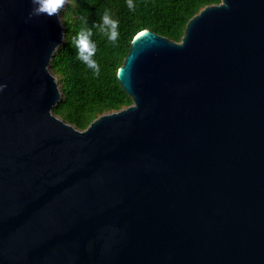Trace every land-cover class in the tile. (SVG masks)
I'll use <instances>...</instances> for the list:
<instances>
[{
    "label": "water",
    "instance_id": "water-1",
    "mask_svg": "<svg viewBox=\"0 0 264 264\" xmlns=\"http://www.w3.org/2000/svg\"><path fill=\"white\" fill-rule=\"evenodd\" d=\"M31 9L0 0V264H264V0L139 32L133 104L83 130L53 112L66 28Z\"/></svg>",
    "mask_w": 264,
    "mask_h": 264
},
{
    "label": "trees",
    "instance_id": "trees-1",
    "mask_svg": "<svg viewBox=\"0 0 264 264\" xmlns=\"http://www.w3.org/2000/svg\"><path fill=\"white\" fill-rule=\"evenodd\" d=\"M133 2L135 8L129 9L127 0H67L61 10L65 39L51 60L50 70L57 78L62 99L53 112L80 130L86 129L102 114L133 104V99L121 86L117 72L130 50L131 41L139 32L151 29L179 42L188 21L202 8L221 0ZM105 10L119 22V39L116 44H111L97 29H92V40L97 45L94 59L100 67V75L96 77L93 70L77 58L73 38L83 27L91 28L100 22Z\"/></svg>",
    "mask_w": 264,
    "mask_h": 264
},
{
    "label": "clouds",
    "instance_id": "clouds-1",
    "mask_svg": "<svg viewBox=\"0 0 264 264\" xmlns=\"http://www.w3.org/2000/svg\"><path fill=\"white\" fill-rule=\"evenodd\" d=\"M67 0H31L32 9L28 14V20L35 17L47 15L48 17H57L58 22L63 26L61 19V9L64 8ZM127 6L129 9H134L135 4L133 0H127ZM85 25L87 21H84ZM93 28L97 29L102 36L107 37L111 44H116L119 39V22L112 17L109 11L105 10L100 18V22L95 23L91 28L83 27L76 37L73 38L75 47L77 49V58L88 69L93 70L96 77L100 75V67L94 56L97 52V45L92 40ZM145 32H141L140 36H144ZM63 39V36H62ZM59 46V45H57ZM119 74V73H118ZM7 87L6 84L0 83V92Z\"/></svg>",
    "mask_w": 264,
    "mask_h": 264
}]
</instances>
